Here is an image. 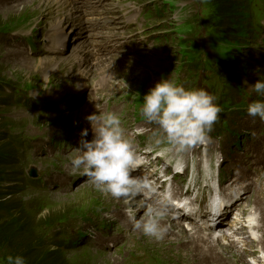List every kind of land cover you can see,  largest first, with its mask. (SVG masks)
I'll return each instance as SVG.
<instances>
[{
	"label": "rangeland",
	"instance_id": "rangeland-1",
	"mask_svg": "<svg viewBox=\"0 0 264 264\" xmlns=\"http://www.w3.org/2000/svg\"><path fill=\"white\" fill-rule=\"evenodd\" d=\"M40 1L30 0V3H26L27 8L24 9L23 6H18L21 0L17 3H14L13 0H0V85L3 89V92L0 93V158H4L6 161L4 167L0 169V196L4 197L6 194L19 192L24 188V201L26 203L33 202L37 216L28 214L25 211L20 216L21 220L26 221L31 227L40 220L44 221L46 229L51 234L54 233L44 239V242L49 245L53 243V239L59 231L54 232L50 222H45V218H50V215L56 216L62 210H69L72 215L71 206H78L79 209L75 214H79V216L74 219L77 224L70 227L73 229L74 235L65 237V240L76 238V228L87 230L98 223L108 229L110 237L101 239L103 234H100L95 239L90 238L94 242L105 245V243L115 240L123 241L122 245L114 247L111 251L105 247L96 249L107 255H96L95 252L91 255V259L86 258L88 262L102 264L103 260H107L111 264H127L133 256L140 259L148 255L152 263L200 264L198 261H201V259H197L195 250L186 249V241L181 240L179 236V239H177L176 232L170 236L172 241L166 246L171 251L170 255H174L177 251L182 256L183 261L159 253L154 248L164 250L165 253L168 252L163 246L141 240L135 228L130 231L127 226L122 225L120 212L123 211L122 208H117L116 203L124 198V194L120 197H114L110 194L113 199H110L108 195L104 202V193L97 191L98 188L94 190V187L90 185L93 182L90 178H78V174H74L71 181L74 188L70 192L63 193L64 195L61 197L43 194L48 204H52L48 205L44 197L40 201L41 194L35 197L36 193L28 188L29 181L32 183L36 181L30 178L29 171L31 168L36 169L39 175L36 179L40 178L45 181L51 176L64 175V183L67 184L72 176L66 172L68 165L66 167L63 162L72 160L71 152H66V149L62 148L60 150V144L53 141L60 140L62 144L64 140L63 132L75 130L79 126L84 127L85 124H88V130L90 131L92 126L87 117L94 113L109 112L105 108L106 105L123 106L124 102L121 99H130V119L142 117V107L139 104H142L144 94L135 96L134 93L138 89L144 88V86L147 88L146 92L154 87L161 78L152 75L154 79H157V82L152 77L148 82L145 81L150 77V72L155 73L166 62L167 67L162 68L159 72L169 74L171 76L169 78H172L177 84H182L186 88H198L200 85H204L210 93L217 97L218 104L220 102L228 104V95H232L234 103H238L239 108H244L245 113L239 114L242 110L233 111V115L230 116L226 112L225 116L237 128L238 134H241L244 129L243 122L246 119L245 108L247 105L245 100L240 99V97L243 96V89H245L246 94L250 95L251 99L256 100L258 98L249 86L254 85L257 81L256 78L264 72L262 37L253 34V31L251 33L249 31L245 32V8L239 3V0H141L138 9L132 15L111 19L109 29L104 32L91 31V29L87 31L78 30V35L81 34L82 37L77 38L75 44H69L64 50H60L63 43L53 45V40L58 33L55 30L50 31V27L54 21L64 19L72 8H68L61 18H58V15L54 17L52 12L50 16L38 18L35 15L38 9H41L42 12L49 11L46 10V1ZM39 2L40 4L37 5ZM154 2L160 4L156 7L158 10L165 9V12H167L165 13L166 17H163L162 12H156L154 9V14L149 16L150 20L146 19V9L151 7ZM185 7L186 9L179 18L180 12H176L177 9L180 10V8L184 9ZM211 10L215 11L213 17L209 15ZM173 11L177 13V16L172 15L170 17ZM143 13L144 16H141ZM133 15L140 19L137 24H133L134 20L131 19ZM68 21L71 23L69 30H75L76 21L73 18L68 19ZM63 25L59 26L58 31H61ZM248 26L250 28V25ZM38 28H40V38H38L34 50L29 47L27 39L32 35L36 36L34 31ZM111 28L112 30H110ZM199 32H201L200 35ZM206 32L208 37H205ZM98 33H101L104 37V44L98 50L91 48L93 52L85 57L81 49L88 46L92 36ZM158 36L163 40V44L159 48L156 47L154 42V39ZM206 38L210 39V43ZM217 38H220L223 42L228 41V39H237L233 44V51L228 49L230 56L227 54V57H224L222 61L229 71L248 66L249 71H246L245 74L242 73L240 76V78L243 75L247 77L239 81L240 86L237 84L236 78L234 79L236 84H232V89H228L222 81V77H217L215 72H209L201 67L196 71V76L191 77L190 70L187 67L189 62L187 61L188 64L183 63L188 58L182 55V51L190 55V49H194L196 54H201L197 49L198 47L205 52L208 51L206 56L209 55V52H211V55L214 54V51L221 52L225 44L220 43ZM109 41L110 43H107ZM184 41H186V44H184ZM193 42H196V44ZM107 44L110 48L115 46L117 49L105 53L104 47ZM124 44H128L129 48H123ZM250 50L252 53H250ZM127 51H130V53H127ZM60 56L64 57V62L57 59ZM73 57L80 59L79 72L76 69L79 67V63L75 64ZM99 57L103 59L99 60ZM154 57L165 60L164 63L161 61V64L155 68L156 71L152 69L154 67L152 65ZM71 58L73 59L72 63L68 65L67 61ZM50 60L51 63H49ZM150 62L152 63L150 64ZM110 65L115 69L113 75L117 79L126 77V80H130L129 76L136 75L131 77L135 84L124 82L126 86L120 89L118 87L122 85L123 80L115 81L114 77L105 87L100 86L99 75L105 73L104 67L112 71V68H109ZM133 65L137 69L131 71ZM92 66L94 67L92 68ZM72 67H74V70H71ZM149 67L152 68L149 69ZM83 78L84 80H82ZM88 78L94 79L91 81ZM234 80L231 79L229 82L232 83ZM198 81L200 84L196 87ZM79 83L85 84L86 92L73 95L71 91L75 90ZM91 87H96L101 91V99L93 95ZM115 90H117L116 94H112ZM220 94H222V98ZM122 95V98H118ZM24 100L26 105L23 106L21 102ZM45 101H47V110L42 111L40 108L35 107L29 109L27 106V104H40ZM135 104L136 110L134 111L133 106ZM85 110L90 111L84 113ZM41 133H44V136ZM217 133H222V131ZM231 139V137L226 138V142H231ZM68 141L71 143L70 140ZM42 142L46 143L43 145ZM72 146H74L73 143ZM56 153H62L64 155L63 159L60 161L54 159L60 157ZM46 184L50 191L55 190V187H50L47 182ZM28 194L31 195L27 196ZM68 195L72 196L66 199ZM7 200L8 205L5 208L7 212L3 213L4 216L10 219L14 216L18 217L19 215H15V209L19 206L16 203H24L20 201L18 196H13ZM10 207L13 208L12 212L9 210ZM261 210L264 220V204L261 206ZM145 214H147L145 211L140 214V220ZM129 216L134 217L132 214ZM102 219L108 220V222H101ZM131 221L133 220L131 219ZM172 229H176L175 224H173ZM125 232L128 233L126 236ZM27 240L29 243L36 241L38 244L41 236L37 235L32 240L23 236L21 240L19 238L11 239V243L8 245L1 244L0 264H7L6 258L8 255H18V247L22 246L23 248H20V250L24 251ZM137 244L145 246L144 253L140 252V247ZM207 247L208 245L204 249H207ZM39 251L43 257L47 254L44 249ZM88 253H90L89 250H85V254ZM76 254L77 251H68L71 258L76 257ZM54 261L55 258L49 260L48 264L54 263ZM238 264H241V262H238Z\"/></svg>",
	"mask_w": 264,
	"mask_h": 264
},
{
	"label": "clouds",
	"instance_id": "clouds-1",
	"mask_svg": "<svg viewBox=\"0 0 264 264\" xmlns=\"http://www.w3.org/2000/svg\"><path fill=\"white\" fill-rule=\"evenodd\" d=\"M249 87L258 98L248 105V114L264 119V75ZM221 110L217 97L206 88H186L172 78H162L144 94L141 108L143 116L158 125L168 144L180 150L206 141ZM87 119L93 138L86 139L88 129L82 130L80 146L74 149L77 155L71 162L72 172L89 177L101 192L120 197L136 185L131 173L141 157L118 114L94 113ZM155 142L160 144L161 140ZM163 215L164 210L150 213L143 221L135 222V228L146 236L161 238L166 230L160 222ZM6 259L7 264H27L19 254H10Z\"/></svg>",
	"mask_w": 264,
	"mask_h": 264
},
{
	"label": "bare ground",
	"instance_id": "bare-ground-1",
	"mask_svg": "<svg viewBox=\"0 0 264 264\" xmlns=\"http://www.w3.org/2000/svg\"><path fill=\"white\" fill-rule=\"evenodd\" d=\"M18 1L19 0H13L14 3H17ZM44 1H46V3H47V4H45L46 5V10H49V11L42 12L41 9L40 10L38 9L35 12V15L38 18H40V17H46L47 15L50 16L51 12L53 14L55 13V14H58V15H63V14H65V11H66L67 7H69L71 5V3H70L69 0H44ZM40 2L37 5H39ZM26 3H30V0H21V2L18 4V6H23V8L26 9L27 8L26 7ZM67 16H72L74 19H76L78 21V26H77V28H75V30H72V31H68L67 30L66 31V29L68 27V24L65 22V20H67V17L64 18V19H62V20H60V21H57V22L52 23V26H54V30H58L59 26L61 24H64L62 26V30L57 34V36L53 40V45L54 46H56L60 42L63 43L62 44V47L60 48V50L61 49L64 50L67 47V44L69 42H71V44H75L76 41H77V38H81L82 37V35L81 34L78 35V32H77L79 30V28H78L79 26H80L81 30H83V31L88 30V27H87L85 21L84 20H81L84 17V14H82L80 11L74 10V11H72V13L70 15H67ZM69 26H70V24H69ZM54 34H56V33H54ZM68 34H70V35H68ZM107 43H110V42H107ZM102 44H104V37L102 36L101 33H98L97 35L92 36V39L90 41V44L88 46L82 48L81 50L83 51L84 56L85 57H88L89 53L90 52H93V51H91V48H95V49L98 50V48H100V46ZM86 51H88V52H86ZM98 59L101 60L103 58H100L99 57ZM60 61H64V58L63 59H60ZM49 63H51V60L49 61ZM151 63L152 62H150V64ZM111 64H113V63H111ZM160 64H161V61L159 59H157V61L153 60L152 65L154 67L153 68L152 67H149V69L152 68L154 71H156L155 68H157ZM93 67L94 66H92V68ZM109 68H112V71H109L107 69V67H104L103 70H104L105 73H103L102 75H99L98 81H99V85L100 86L105 87L108 84L109 81L113 80L114 77H115V81H122L123 80L122 85L120 87H118L120 89H122L123 86H126V84H124V82H129L131 84H135L134 80L131 79L132 75H134V74H132L131 76H129L130 77V80H126V77H124L123 79H117V77L113 75V70H115V69L111 65H110ZM136 69H137V67L135 65H133L132 66V71L133 70H136ZM134 76H136V75H134ZM151 77H152V79L155 82H157V79L156 78L155 79L153 78L154 76H151ZM92 79H94V78H88V80H91V81H92ZM82 80H84V78ZM84 87H86L84 83H79V85L77 86V88L75 90L71 91V93L73 95H77V94H80V92H86V90H85L86 88H84ZM91 91L93 92V95L96 96V98L98 97L99 99H101V97H102L101 91L98 90V88L91 87ZM138 91H139V89H138ZM116 92H117V90H115L112 94H116ZM145 93H147V92L145 91ZM248 102H249L248 99L245 100V103H248ZM93 107H94V104H93ZM88 111H90V110H85L84 113H87ZM74 115H76V114H74ZM66 117H68V115H66ZM62 120H65V119H62ZM245 121L246 122H250L251 119H245ZM245 128L248 129V130H251V126L250 127H245ZM41 135L44 136V133H41ZM63 137H64V139L70 140V142H71L70 144L72 145V143H73L74 144L73 147H75V149L80 146L79 145L80 139L77 138V137H75V135L69 133V134H63ZM167 145H168V142L164 143L163 144V147H166ZM67 165H68V167H67L66 172L68 174H71V176L73 178L72 163L68 162ZM260 172H261V168H257V167L256 168H252V169L244 168L241 172H239L236 175V181L233 184L234 185H237L239 188L249 189L250 187H252V186H250L252 184L247 185L245 183L248 180L252 181V183L256 182L258 180V178L260 177ZM46 182L47 183H51V184H55L57 186V188H56V190L54 192L49 193L50 195H54V196H58V197H61L62 196V194L60 192H58V189H61V188H63L65 186V183H64V175L51 176V177H49L46 180ZM90 185L94 187V190H95V188H97V186H96V184L94 182H92ZM97 191H100V190H97ZM132 191H133V188L129 192H127V193H130V194L125 193L124 194V198L121 199V200H119V201H117L116 204H117V208H122V207H125L127 205H130V203L132 202L131 207H130V211H129L128 214H133V215L137 214L136 215V221H137L138 218H139V216H140V214L142 212L146 211L147 206L150 209L151 208V205H149V204H147V205L141 204V202L137 201L134 198V194H133ZM259 191L260 192L262 191V194L264 196V186L260 187L259 188ZM108 195L110 196V199H113V198H111L112 196L110 194L104 193V202H105V198L106 197L108 198ZM131 197L133 199H131ZM249 203L248 204H245L243 207L246 208L249 205ZM257 208H258V210L262 214L261 204H258ZM152 213H154V212H152ZM128 214L125 213V212H120V217H121V219H123L122 222H123L124 225H127V227H133V224H131L129 222V216H128ZM149 214L150 213L145 214L143 216V218L141 219V221H143ZM257 216H258V214H257ZM257 221L259 222V216H258V220ZM160 222L163 223L162 226L164 228H166L167 231H168V228H169V225L168 224L170 222V219H167V218L163 217V218L160 219ZM171 226H172V224H171ZM216 227L219 228V229H225V228L231 227V226L229 224L225 223L222 219H219ZM135 230H136V232L139 231L136 228H135ZM175 230L178 231L177 227H176ZM201 230H207V229H201ZM240 231H241L242 234H246L247 231H248V229L247 228H241ZM181 233L183 234L184 231H181ZM173 234H174V232H171L169 234V236H172ZM194 234L192 235V237H190L188 235L186 238H184L182 240L183 241H186V243H187V245L185 246L186 249H193V250H195L197 259H201V261H199L200 263L206 262V263H211V264H233L231 262V260L234 257H232V256H229L228 257V255L224 254L223 251H225V248H223V247H220L219 246V248H220L221 251L218 250L219 240H217L216 238L210 237L212 233H210L209 229H208L207 236L206 235L194 236ZM163 235H164L165 243H167L168 241H172L169 238L168 234H167L168 240H167V236L164 233H163ZM139 237L141 239H143V240L148 241L149 243L152 240V237L146 236L142 232H139ZM227 238L228 237H226V239ZM178 239H179V237H178ZM215 241H217V243H215ZM165 243H164L163 246H165ZM207 245H208L207 249H204V247L207 246Z\"/></svg>",
	"mask_w": 264,
	"mask_h": 264
},
{
	"label": "trees",
	"instance_id": "trees-1",
	"mask_svg": "<svg viewBox=\"0 0 264 264\" xmlns=\"http://www.w3.org/2000/svg\"><path fill=\"white\" fill-rule=\"evenodd\" d=\"M0 91L1 86H0ZM5 159L0 158V168L4 167ZM12 194H8L7 196H0V245H8L11 243V239H17L20 240L24 236L26 239L32 240L34 237H36L38 234L34 230V227H31V225H28L26 221H22L21 217L24 213L22 210H20V207L17 206L15 209V215H19L18 217L14 216L13 218H7L4 216L3 213H6L7 210L5 209L8 205L6 197H9ZM17 204V203H16ZM10 212L13 211V208H9ZM6 211V212H5ZM19 212V214H18ZM20 248H23L22 246L18 247L19 249V255H23L26 260L27 264H48L49 260H53L55 258L54 263L50 264H66V262L57 256H53L52 254H47L45 257L40 253V249L43 248V245L39 242H30L27 240V246L24 251H21ZM17 249V250H18Z\"/></svg>",
	"mask_w": 264,
	"mask_h": 264
},
{
	"label": "water",
	"instance_id": "water-1",
	"mask_svg": "<svg viewBox=\"0 0 264 264\" xmlns=\"http://www.w3.org/2000/svg\"><path fill=\"white\" fill-rule=\"evenodd\" d=\"M34 175H36V174H34Z\"/></svg>",
	"mask_w": 264,
	"mask_h": 264
}]
</instances>
